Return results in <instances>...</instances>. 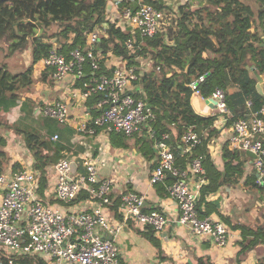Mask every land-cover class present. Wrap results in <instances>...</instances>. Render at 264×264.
Instances as JSON below:
<instances>
[{
	"label": "built area",
	"instance_id": "2783aa9c",
	"mask_svg": "<svg viewBox=\"0 0 264 264\" xmlns=\"http://www.w3.org/2000/svg\"><path fill=\"white\" fill-rule=\"evenodd\" d=\"M169 12L151 2L139 0L138 7L126 6L120 15L131 29L133 36L124 39L125 48L141 59L140 49L146 38L160 33L164 18ZM264 38V23L261 27ZM107 35L104 28L96 27L88 34L84 46L72 49L69 54L54 45L43 58L44 66L51 68L49 77L61 82L68 76L81 82L70 90V99L82 108L80 120L75 127L78 135H96L103 131L129 137L145 129L158 152L157 165L150 182L155 185L166 182L169 195L178 205L177 222L193 235L210 236L219 246H225L232 236L229 225L213 215L201 216L198 201L202 187L207 181L202 154L193 156L195 147L202 144L208 130L200 132L189 126L181 137L183 156L190 159L185 166L176 158L174 147L169 142L170 134L160 137L152 125L155 114L145 98L141 75L136 65L128 60H110L111 73H99L101 59L98 50ZM112 61V62H111ZM150 60L143 65L149 67ZM92 70L84 76L86 65ZM212 74V70L192 79L189 86L193 93L201 94V83ZM138 83V84H137ZM75 84V83H74ZM95 101L91 102L93 97ZM217 114L223 125L231 121L229 146L232 151L245 154L252 160L257 183L264 180V105L255 108L254 100L247 99L248 111L244 116L230 120L233 116L227 93L216 88L212 94ZM37 113L54 118L61 124L71 121L70 103L57 99L37 107ZM58 134L52 136L57 140ZM47 150H43L45 154ZM250 152L254 153L252 156ZM35 161V160H34ZM77 163L75 170L72 162ZM107 160L99 154L87 153L79 157L66 154L47 167V185L42 188V172L33 162L21 168L0 174V250L2 259L8 264H18L17 259L34 257V264H122L121 243L129 224L145 223L155 232L164 230L170 219L160 208L145 211L147 194L129 185L130 179H122L119 192L116 179L102 174ZM171 175V176H169ZM190 175L194 176L191 180ZM83 192L91 195L94 207L88 210H72L65 205L78 200ZM117 192V194H115ZM114 195L119 196L118 215L110 217Z\"/></svg>",
	"mask_w": 264,
	"mask_h": 264
},
{
	"label": "trees",
	"instance_id": "16d2710c",
	"mask_svg": "<svg viewBox=\"0 0 264 264\" xmlns=\"http://www.w3.org/2000/svg\"><path fill=\"white\" fill-rule=\"evenodd\" d=\"M143 1L151 2L159 8L163 7L161 0ZM110 2L118 4L121 10L126 6L136 8L139 5V0H0V11L6 12L11 19L13 39L8 46V55L26 50L31 60L23 71L13 73L4 70L0 75V174L11 171L6 168L9 162L6 154L8 140L2 125L12 126L22 132L24 141L34 152L33 164L42 172V188L47 185V167L51 162L61 158L67 148L64 141L70 142L73 132L72 129L66 131L54 118L40 117L42 115L35 118L37 107L26 101L22 102L21 94L30 89L34 81L35 65L49 54L54 40L59 43L60 51L69 54L72 49L84 46L88 34L96 27H101L107 35L98 48L104 55L100 61L99 73H111L112 67L108 57L127 59L129 65H136L139 68L145 98L155 114L152 125L158 137L164 132L170 134L169 142L174 147L180 164L185 166L190 159L180 153L182 151L180 140L186 129L194 126L200 132L209 130L202 144L193 151V156L199 154L204 156L203 165L210 179V183L202 187L200 201L197 204L200 215L205 216L207 213L202 209L201 201L206 193L216 190L223 183H237L239 177L244 175V171L242 161L237 165L232 164V161L238 158V153L229 148V142L224 145L223 151L227 159L225 170L220 171L213 162L208 142L217 133L212 126L218 114L204 115L196 111L192 105L193 90L189 83L207 70H212V74L200 85L201 94L208 97L216 88L224 89L233 113L230 120L240 117L233 110L232 94L241 89L239 84L241 82L246 92L257 90V75L264 78V38L261 34L264 23V0H254L257 9L244 0H205V3L193 10L189 9L188 3L180 4L182 11L179 20L180 33L175 41L168 44L161 34L146 38L140 49L141 59L136 58L123 44L124 39L133 36L135 32L120 16L115 20L107 17ZM202 12L205 13L203 16ZM195 15H199L197 21ZM147 60H150V63L146 68L143 62ZM187 64H191L188 69ZM91 70L87 64L83 79L91 74ZM50 71L51 68L44 67L42 77L46 80L52 79L49 78ZM77 83L76 86L81 84L79 80ZM95 98L97 97L94 96L91 102L95 101ZM254 101L255 108H260L264 105V96L259 94ZM20 103L25 115L14 123L4 120L1 113L8 112L11 107ZM36 122L37 126L47 128L48 132L33 127ZM53 132L58 133L57 140L51 139ZM144 143L149 151L143 152L150 157L154 152L150 140H144ZM44 149L47 150L45 154L42 153ZM22 166L15 164L13 170ZM257 178V174L253 172L247 177V183L251 188L263 191L264 180L262 184H258ZM167 181L170 182L171 177H168ZM115 196L111 207L116 215L119 196ZM239 227L245 236L253 234V238L246 244V249L264 239V220L258 221L257 229L240 223L232 224L234 229ZM148 228L152 233V226L148 225ZM0 262L8 264L6 258ZM17 262L34 264L35 258L28 256L17 259ZM41 263L44 264L43 261Z\"/></svg>",
	"mask_w": 264,
	"mask_h": 264
},
{
	"label": "crops",
	"instance_id": "0c3cea01",
	"mask_svg": "<svg viewBox=\"0 0 264 264\" xmlns=\"http://www.w3.org/2000/svg\"><path fill=\"white\" fill-rule=\"evenodd\" d=\"M161 2L163 4L161 8H164L169 14L164 18L159 34L164 36L165 41L169 44L173 43L180 33L179 20L182 11L179 5L188 3L189 9L193 10L205 3V0H161ZM121 13L122 10L118 4L110 2L107 17L110 20H115ZM204 14V12L201 13L202 16ZM198 18L199 15H195L196 21ZM131 30L136 32L135 34L138 36L137 30ZM211 37L213 38V35ZM206 55H208L207 52ZM110 59L114 62L120 61V59ZM44 67L43 60L35 65L34 81L30 89L21 94V101L32 103L36 107L57 99H64L70 103L71 121L67 124H62V126L66 131L72 129L73 134L70 142L64 141L67 148L62 153V156L69 154L79 160L80 156L87 153L99 154L108 163L102 169V174L116 179L117 185L115 189L117 192L121 189L122 179L128 177L130 179L129 185L132 188L146 192L145 211L157 207L163 210L170 219L164 230L155 232L152 229V233L149 231L148 224H135L133 222L129 224L128 228L132 231H128L126 236L122 238L121 243L122 264H264V239L255 246L246 249V244L253 238V234L245 236L241 227L232 228V224L240 223L257 229L258 221L264 220V190L251 188V185L247 183V177L254 172L251 159L243 153H238V158H235L232 164L237 165L242 161L244 175L239 177L237 183H223L216 190L206 193V196L201 201V207L207 214L221 218L229 225L232 236L227 244L219 246L210 236L193 235L186 227L177 222L178 205L167 190V185L170 182L166 180V182H159L155 185L150 182L152 171L157 162H159V156L157 148L151 138H149L146 130H139L131 135L133 137H125L128 143L119 140L118 137L120 135H106L103 131H98L93 136L76 134L75 127L80 120L79 116L82 114V108H79L77 104L71 101L70 90L78 84V81L74 82L75 78L72 76H68L61 82H56L53 79L46 80L42 77ZM189 67H191V64L186 65V69ZM239 84L241 89L232 94L231 99L233 110L242 117L249 109L246 105V100H254L260 93L256 89L248 93L242 87V82ZM191 101L196 111L201 114L210 115L217 113L216 102L211 95L205 97L202 94L193 93ZM24 115L22 103L11 107L8 112L1 113L4 120L10 123L17 122ZM40 115L42 114L35 111V118ZM37 125L38 122L32 126L41 129L43 132H48L47 128L42 129L40 125ZM212 127L215 128L217 133L209 139L208 150L217 168L220 171H224L227 159L224 157L223 151L224 145L229 142L231 122L223 125V122L217 116ZM2 128L8 140L6 154L9 162L6 168L11 170L15 164L22 166L32 163L35 160L34 152L27 146L22 132L12 126L2 125ZM55 132L52 133V136L56 134ZM144 140H150L152 145L154 152L151 153L150 157L143 152L149 151ZM180 153L183 155L182 151ZM190 177L191 180L194 179L193 175H190ZM209 183L210 179L207 177L205 185ZM115 197L114 195L113 201ZM65 207L72 210H88L94 207V200L91 195L83 192L78 200L65 205ZM109 214L114 220L119 218L118 213L115 215L112 207Z\"/></svg>",
	"mask_w": 264,
	"mask_h": 264
},
{
	"label": "rangeland",
	"instance_id": "374dc122",
	"mask_svg": "<svg viewBox=\"0 0 264 264\" xmlns=\"http://www.w3.org/2000/svg\"><path fill=\"white\" fill-rule=\"evenodd\" d=\"M244 1L252 4L253 7L257 9V5L255 4L254 0H244ZM12 39L13 37L11 35V19L6 12L0 11V75L3 73L4 70H8L13 73L23 71L26 69V67L29 65L31 61L29 53L26 50L17 51L13 55H8V46L9 44H11ZM32 128L33 127H31L30 130H32ZM118 139L128 143V140H126L125 137H118ZM1 251L3 250H0V260L2 261L3 253H1Z\"/></svg>",
	"mask_w": 264,
	"mask_h": 264
},
{
	"label": "water",
	"instance_id": "95a60500",
	"mask_svg": "<svg viewBox=\"0 0 264 264\" xmlns=\"http://www.w3.org/2000/svg\"><path fill=\"white\" fill-rule=\"evenodd\" d=\"M257 79H258V82H257V90L259 91L260 94H262L264 96V78L261 75H257ZM250 154L252 156H255V154L252 153V152H250ZM71 164H72V169L75 170L76 167H77V163L75 161H73ZM169 176H171V175H169Z\"/></svg>",
	"mask_w": 264,
	"mask_h": 264
}]
</instances>
